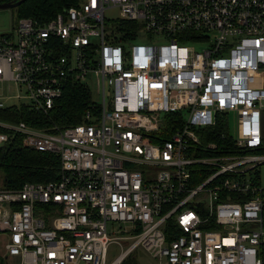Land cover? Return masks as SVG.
<instances>
[{
    "label": "built area",
    "instance_id": "2783aa9c",
    "mask_svg": "<svg viewBox=\"0 0 264 264\" xmlns=\"http://www.w3.org/2000/svg\"><path fill=\"white\" fill-rule=\"evenodd\" d=\"M89 79L85 123L0 120V148L61 161L57 181L0 188V264H264V0H81L0 34V109L49 114Z\"/></svg>",
    "mask_w": 264,
    "mask_h": 264
},
{
    "label": "trees",
    "instance_id": "16d2710c",
    "mask_svg": "<svg viewBox=\"0 0 264 264\" xmlns=\"http://www.w3.org/2000/svg\"><path fill=\"white\" fill-rule=\"evenodd\" d=\"M19 0H0V4ZM81 0H26L18 8L12 10L16 19L31 18L39 23H46L60 12L79 5ZM92 89L78 82H71L55 108L49 114L34 111L28 106L0 110V120L20 123L25 122L39 130L56 132L71 126L86 122V114L95 107ZM2 130L0 129V132ZM220 133V128L214 129ZM257 155H264V143L255 150ZM258 183L260 171L258 170ZM61 177V161L59 156L39 152L23 147L21 138H11L0 148V188L19 189L25 183H49L59 180ZM264 259V244L261 246Z\"/></svg>",
    "mask_w": 264,
    "mask_h": 264
},
{
    "label": "rangeland",
    "instance_id": "374dc122",
    "mask_svg": "<svg viewBox=\"0 0 264 264\" xmlns=\"http://www.w3.org/2000/svg\"><path fill=\"white\" fill-rule=\"evenodd\" d=\"M106 18L108 20V24L112 25L114 21H117L120 19V11L117 8H111L106 11ZM15 25V17L12 14L11 10H0V34L2 33H9L13 30ZM161 43L163 41H160ZM145 43H149L148 41H145ZM130 44H136L134 42H131ZM88 82L91 83V89L93 91L94 99L98 100V88L95 82L91 81V79L88 80ZM6 95L11 97H17L18 95L23 96V94H19L20 92L15 88L12 87L10 90L5 89L4 91ZM2 102L5 103V108L0 110H7L11 109L13 105L17 107H23V105L27 104L28 101L26 99L18 100V99H3ZM236 127V121L233 120V131L235 132ZM262 131L264 135V117L262 122ZM261 176H262V186L264 188V167L261 169ZM3 237H0V256L3 257L5 254V248L3 244ZM121 254V249L117 245H112L109 249V260L113 261ZM146 253L142 250L136 251L132 254L130 259L126 262V264H154L148 257L145 255Z\"/></svg>",
    "mask_w": 264,
    "mask_h": 264
},
{
    "label": "water",
    "instance_id": "95a60500",
    "mask_svg": "<svg viewBox=\"0 0 264 264\" xmlns=\"http://www.w3.org/2000/svg\"><path fill=\"white\" fill-rule=\"evenodd\" d=\"M25 1L26 0H19V1H15V2L0 4V10H11L12 11V10L18 8Z\"/></svg>",
    "mask_w": 264,
    "mask_h": 264
},
{
    "label": "crops",
    "instance_id": "0c3cea01",
    "mask_svg": "<svg viewBox=\"0 0 264 264\" xmlns=\"http://www.w3.org/2000/svg\"><path fill=\"white\" fill-rule=\"evenodd\" d=\"M263 137H264V135H263Z\"/></svg>",
    "mask_w": 264,
    "mask_h": 264
}]
</instances>
